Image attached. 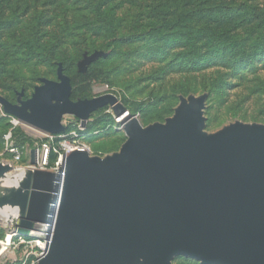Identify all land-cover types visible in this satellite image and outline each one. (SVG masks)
<instances>
[{
	"label": "water",
	"instance_id": "water-1",
	"mask_svg": "<svg viewBox=\"0 0 264 264\" xmlns=\"http://www.w3.org/2000/svg\"><path fill=\"white\" fill-rule=\"evenodd\" d=\"M109 53L86 52L79 71ZM57 80L40 79L26 100L0 95L6 114L44 132L64 119L88 121L106 107L129 111L114 94L72 99L59 64ZM206 95L181 97L173 117L144 127L131 116L118 153L75 151L66 174L0 162V215L19 219V234L49 226L39 264H264V125L235 122L206 131ZM16 222V221H15Z\"/></svg>",
	"mask_w": 264,
	"mask_h": 264
},
{
	"label": "rangeland",
	"instance_id": "rangeland-1",
	"mask_svg": "<svg viewBox=\"0 0 264 264\" xmlns=\"http://www.w3.org/2000/svg\"><path fill=\"white\" fill-rule=\"evenodd\" d=\"M96 51L109 56L80 78L84 54ZM263 51L264 0H0V95L13 103L22 90L32 95L41 78L57 80L61 63L80 97L114 94L144 127L173 117L181 97L202 95L208 133L235 122L264 125ZM244 55L249 63H242ZM104 112L91 116L86 143L106 157L128 136ZM7 115L0 105V162L12 164L5 154ZM38 240L13 239L21 243L19 261L4 254L0 264L37 261ZM173 264L201 262L178 257Z\"/></svg>",
	"mask_w": 264,
	"mask_h": 264
},
{
	"label": "built area",
	"instance_id": "built-area-1",
	"mask_svg": "<svg viewBox=\"0 0 264 264\" xmlns=\"http://www.w3.org/2000/svg\"><path fill=\"white\" fill-rule=\"evenodd\" d=\"M104 111V115H113L116 121L122 124L124 128V123L120 120L121 117L116 116L112 107H106ZM7 117L9 118L10 128L5 135V154L11 157L16 171L32 169L50 171L56 174L61 173L65 176L66 159L69 154L75 151H87L90 155H93L90 147L86 143L91 118L88 121H83L74 116H66L64 119V125L66 126L65 132L52 134L33 128L14 116L7 115ZM134 117L139 119L138 115ZM18 129H23L29 138V143L26 147L18 143L19 140L16 135ZM25 158L27 159L25 166H16L22 164ZM15 221L9 222L10 224L8 226L6 225L8 230L7 241L1 242L2 249L0 250V257L8 254L9 258L13 259L14 256L15 259L13 261L18 262V252H20L21 243H14L12 240L39 239L36 242V247L37 249L39 248L36 254L38 259L32 263L39 264L46 254L47 246L50 245V241L48 240L49 226L43 223H36L34 229L30 231V236L27 237L19 234V219L17 218ZM9 239L11 242H9ZM21 242L25 243L24 240Z\"/></svg>",
	"mask_w": 264,
	"mask_h": 264
},
{
	"label": "trees",
	"instance_id": "trees-1",
	"mask_svg": "<svg viewBox=\"0 0 264 264\" xmlns=\"http://www.w3.org/2000/svg\"><path fill=\"white\" fill-rule=\"evenodd\" d=\"M168 12V11H167ZM164 13V14H166V15H168L169 14V12L168 13ZM185 15V14H184ZM183 16V14H179V17H182ZM169 27H174V28H176V26H177V24L174 26V25H168ZM162 27V26H161ZM258 48H260V46L258 47ZM262 55H264V51L261 53ZM241 55H242V53H241ZM240 55V56H241ZM109 56V55H108ZM107 56V57H108ZM107 57H105V58H107ZM238 57H239V55H238ZM239 58H241V57H239ZM244 58H246V59H244ZM244 58H243V60H242V63H249V61H250V59L249 58H247L245 55H244ZM101 59H103V58H101ZM99 61V60H98ZM97 61V62H98ZM96 63V62H95ZM95 63H93L92 65H90L89 66V68H88V70H87V72L86 73H81V72H79V74H78V76L80 77V78H82V79H84V78H88V77H90V75H91V70H90V68L95 64ZM64 69H65V67H64ZM65 73H66V70H65ZM69 76V75H68ZM71 81H72V79H71ZM72 85H73V92H72V99L73 100H77V99H79V98H82V97H80V90H77V89H74V85H75V83H74V81H72ZM83 99V98H82ZM91 123V122H90ZM90 125V124H89ZM16 135H17V137H18V143H20V145L21 146H23V140L24 139H28L29 140V138H25L23 135H22V139H20L19 138V136H18V130H17V132H16Z\"/></svg>",
	"mask_w": 264,
	"mask_h": 264
},
{
	"label": "bare ground",
	"instance_id": "bare-ground-1",
	"mask_svg": "<svg viewBox=\"0 0 264 264\" xmlns=\"http://www.w3.org/2000/svg\"><path fill=\"white\" fill-rule=\"evenodd\" d=\"M129 118H131V113H127L125 116L121 117L120 120L123 121V123H124V122L127 121ZM3 219H4V222H5V223H4L5 226H6V225L8 226L10 223L6 221V218H3ZM9 242H11V241H9ZM48 248H49V245L47 246V250H48ZM46 253H47V251H46ZM45 255H46V254H45Z\"/></svg>",
	"mask_w": 264,
	"mask_h": 264
},
{
	"label": "flooded vegetation",
	"instance_id": "flooded-vegetation-1",
	"mask_svg": "<svg viewBox=\"0 0 264 264\" xmlns=\"http://www.w3.org/2000/svg\"><path fill=\"white\" fill-rule=\"evenodd\" d=\"M28 97L27 96H25L23 99L24 100H26ZM18 102V95H17V99H16V102L15 103H17Z\"/></svg>",
	"mask_w": 264,
	"mask_h": 264
}]
</instances>
